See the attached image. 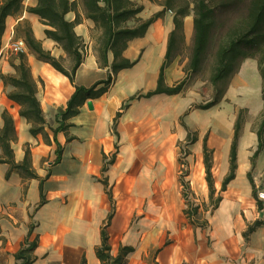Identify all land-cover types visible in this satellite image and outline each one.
<instances>
[{
	"label": "crops",
	"instance_id": "crops-1",
	"mask_svg": "<svg viewBox=\"0 0 264 264\" xmlns=\"http://www.w3.org/2000/svg\"><path fill=\"white\" fill-rule=\"evenodd\" d=\"M27 2L35 4V0ZM66 18L73 20L75 13L68 12ZM23 19L30 21L33 35L44 49L57 58H67L62 48L45 36V26L38 17L24 11L6 18L10 27L2 37L0 74L14 72L6 47L14 25ZM93 27L94 22L85 17L74 27L85 45L74 84L87 88L109 75L112 81L102 95L87 98L77 114L67 119L60 114L74 92V84L27 48L24 52L45 119L39 133L31 134V124L19 115V105L7 98L0 78V128L2 111L7 110L15 128L16 138L11 142L14 160L22 161L28 148L31 168L38 175L24 177L9 164L0 163V264H16L15 253L26 238L37 239L35 260L30 264H80L83 258L87 264H101L95 249L101 243L100 230L112 206L107 226L110 253L116 255L121 246L133 247L125 264H264V222L255 200L257 188L264 183V170H256L264 147L254 162L251 158L255 150L246 151L253 138L257 146L256 133L253 137L243 135L234 178L223 190L230 144L223 140L212 151V198L220 196V201L205 212L207 226L194 228L182 211L185 202L179 165L173 157L176 147L171 143V126L179 135H186L188 127H194L197 118L202 117L190 154L196 157V163L194 171L190 166L189 181L190 191L206 201L210 191L205 179L203 140L206 138L209 148L206 132L211 115H218V126L223 128L227 110L221 105L216 108L221 100L205 109L187 103L180 106L181 92L137 96L156 88L168 33L173 29L171 21L163 26L158 18L143 37L131 40L124 56L137 61L115 75L109 65L99 64L91 35ZM135 40L136 46L132 44ZM108 59L110 63L111 53ZM63 66L68 69V65ZM169 67L164 70V82L173 85ZM226 91L222 99L225 94L227 98L235 93L233 89ZM87 101H91L92 109ZM250 226L253 229L247 231Z\"/></svg>",
	"mask_w": 264,
	"mask_h": 264
},
{
	"label": "trees",
	"instance_id": "trees-1",
	"mask_svg": "<svg viewBox=\"0 0 264 264\" xmlns=\"http://www.w3.org/2000/svg\"><path fill=\"white\" fill-rule=\"evenodd\" d=\"M236 1H242L245 4V28L243 31L231 35L226 42L219 46L216 54V66L211 76L213 85L221 80L228 78L233 74L240 65L242 59L247 57H255L260 55L258 60V69L261 75V92L264 100V0H229L222 1L220 4L225 6L233 5ZM84 15L94 24L101 28V35L98 39L96 48L99 64L102 66H110L113 75L118 71L132 67L136 63L124 56V51L128 47L131 40L143 37L149 26L158 18L161 13L156 12L152 16L141 19L137 14L142 10V6L136 5L131 0H81ZM218 4H214L211 0H195L193 6V26H194V43L190 58V68L196 71L200 61L207 49L209 37L214 24V15ZM76 0H35L34 5H24V0H1L0 1V48L2 37L6 30V18L8 16H20L24 11L36 15L41 24L45 26L44 34L47 38L55 41L67 56L72 58L70 69H66L60 58L51 54L49 50L43 48L41 42L36 39L31 31L30 26H26L22 39L25 42L27 50L34 56L44 62L49 63L58 72L65 75L72 84H74V75L76 69L80 65L83 52L84 42L78 35L74 27L80 23L81 19L76 12ZM75 11L76 15L73 20H68L66 14ZM186 10H179L180 16H186ZM135 20L132 26L126 25L129 20ZM173 29L169 32L164 61L160 66L156 88L148 91L146 94H138L137 96L149 97L153 94L164 93L168 95L180 93L185 85V80L181 79L173 85H167L164 82V70L171 64L172 57L175 56L173 48L176 36L181 33L182 22L177 17H173ZM181 35V34H180ZM111 53L112 60L109 63L108 54ZM13 68V73L0 74V78L4 86H10L7 92V98L19 105L18 113L25 118L30 124V132L35 135L42 130L45 122L40 102L37 98L36 82L32 78L30 67L26 59L24 51L17 52L13 58L8 60ZM112 81L109 75L106 80L95 82L90 87H83L74 84V92L67 101L65 109L60 113L62 119H67L78 113L79 107L87 98H96L102 95ZM226 89V88H225ZM225 89L218 92L213 99L205 104L196 106L197 108H209L218 103L225 92ZM132 96L131 99H134ZM119 114V113H118ZM240 114V112L238 113ZM3 125L0 128V163H7L10 169L17 171L24 177L37 178L38 175L31 168L30 151L25 150L22 161L15 162L11 142L15 137V128L13 119L7 110L2 111ZM240 119L237 116L234 126L233 135L229 148V171L222 180L221 189H225L226 184L234 178L237 167V146L240 136ZM257 146L252 155V162L258 153L264 147V111L262 119L256 130ZM210 149L207 147L206 138L203 140V163L205 168V179L210 191L211 209L215 208L220 201V196L212 198L213 181L211 174V157ZM251 182L249 173L247 174ZM179 177L182 185V197L185 202L183 214L188 222L194 228H205L208 224L205 216L207 207L200 209V204L194 203L188 199V185L184 179ZM103 184L107 187V181L102 179ZM40 203L44 201L42 186L40 182ZM110 201L113 203L111 192L107 191ZM113 214V206L107 216L106 222L100 230L101 243L96 247L95 253L101 264H125L126 258L133 251L131 246H121L116 255L110 253V245L108 242L107 226ZM255 223V225H257ZM253 226L248 227L247 231H251ZM37 245V239L29 240L26 238L22 246L15 253L16 264H30L35 260L33 251ZM80 264H87L85 258Z\"/></svg>",
	"mask_w": 264,
	"mask_h": 264
},
{
	"label": "rangeland",
	"instance_id": "rangeland-1",
	"mask_svg": "<svg viewBox=\"0 0 264 264\" xmlns=\"http://www.w3.org/2000/svg\"><path fill=\"white\" fill-rule=\"evenodd\" d=\"M1 1V0H0ZM136 5L142 6V10L137 14V17L141 19H146L156 12H160V18L163 21V26L166 25L167 21H171L173 24V17L177 16L181 22V33H178L175 40V45L173 48V53L175 56L172 57L170 64V75L169 81L175 82L184 79L185 85L181 91V96L179 97L180 106L182 103L190 104L191 106H198L205 104L215 97V95L223 89L234 90V94H228L230 97L221 99L220 103L216 105V108L221 105V109L227 110V118L224 123V127L220 128L218 126V115H211V123L207 134V143L210 150V157H213L212 151L219 148L222 145L223 140L229 145L232 140L233 126L237 116L240 119V136L238 139V144L242 141L243 135L252 136L256 133L259 123L262 119L261 114L264 111V104L262 102L261 96V75L258 69V60L260 55L255 57H247L241 60L239 68L231 74L228 78L221 80L217 85H213L211 82V76L216 66V54L219 46L223 45L229 36L237 34L245 28V4L242 1H236L233 5L222 6L220 3L225 0H211L212 3L218 4L214 15V24L209 37V42L207 49L200 61L199 67L196 71L190 68V58L192 54V47L194 43V26H193V6L195 0H131ZM229 1V0H226ZM77 8L80 19L82 20L84 15V10L81 0H76ZM29 3L24 0V4ZM29 5V4H28ZM27 6V5H26ZM184 9L187 11L186 16H180L179 10ZM75 13V11H73ZM76 15V13H75ZM86 18V17H85ZM39 21V19H38ZM40 22V21H39ZM135 24V20H129L126 25L132 26ZM30 26L33 33L30 21L28 19H23L19 21L13 27V35L9 39L22 38L25 33L26 26ZM10 27V22H6V29ZM174 27V24H173ZM166 30V29H165ZM6 31V30H5ZM5 33V32H4ZM181 34V35H180ZM93 45L97 48L98 39L101 35V28L94 24L91 31ZM166 35V32L164 33ZM169 35V33H168ZM6 40V36L4 38ZM6 42V41H5ZM138 41H134L132 44L135 46ZM131 44V45H132ZM264 51V45L262 46ZM16 55L15 52L6 47V56L13 58ZM65 60L67 62H65ZM63 60L60 58L62 64L68 65L67 68L70 69L72 65V58L67 56ZM168 72V71H167ZM5 91L10 90V86H4ZM226 91V93H227ZM6 92V95H7ZM164 105H167L164 102ZM172 106V104H170ZM262 106V108H261ZM182 108V107H181ZM181 110V109H180ZM179 110V111H180ZM240 112V114H238ZM234 118V119H233ZM184 122H186L187 117H185ZM202 124V117L197 118L194 127H188L186 135H179L175 126H171V143L174 145L175 153L173 157L176 162H178V172L179 176L182 175V179L187 182L188 189V199L192 200L194 203L200 204V209L207 207L211 208L210 200L203 201L200 195H195L190 191V173L196 163V157L192 154V149H194L193 141L198 138L199 125ZM223 124V123H222ZM178 135V137L176 136ZM238 148V146H237ZM246 151L253 152L256 149V141L253 138V142H248ZM249 157V153L246 152ZM183 165V166H182ZM191 166V168H190ZM264 170V151L260 154L257 160L256 170ZM260 170V171H261ZM253 170H251V174ZM256 200V197H255ZM258 203L256 201V208ZM185 207V205H184ZM258 209V208H257ZM205 217V216H204ZM135 219V217H134Z\"/></svg>",
	"mask_w": 264,
	"mask_h": 264
},
{
	"label": "built area",
	"instance_id": "built-area-1",
	"mask_svg": "<svg viewBox=\"0 0 264 264\" xmlns=\"http://www.w3.org/2000/svg\"><path fill=\"white\" fill-rule=\"evenodd\" d=\"M12 39V38H11ZM26 48L25 42L22 38L11 40L9 49L15 53L24 51ZM256 201L258 203V213L264 222V183H262L255 193Z\"/></svg>",
	"mask_w": 264,
	"mask_h": 264
},
{
	"label": "water",
	"instance_id": "water-1",
	"mask_svg": "<svg viewBox=\"0 0 264 264\" xmlns=\"http://www.w3.org/2000/svg\"><path fill=\"white\" fill-rule=\"evenodd\" d=\"M86 104H87V106H88L89 109H92V103H91V101H87Z\"/></svg>",
	"mask_w": 264,
	"mask_h": 264
}]
</instances>
